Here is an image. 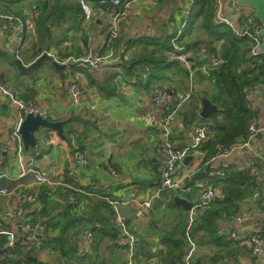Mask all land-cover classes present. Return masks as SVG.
I'll return each instance as SVG.
<instances>
[{"label":"crops","instance_id":"crops-1","mask_svg":"<svg viewBox=\"0 0 264 264\" xmlns=\"http://www.w3.org/2000/svg\"><path fill=\"white\" fill-rule=\"evenodd\" d=\"M130 7L131 18L122 19L120 35L122 39L137 40L142 37L169 39L176 27L185 26L183 16L187 12L186 4L178 0H165L161 3L133 1ZM157 7L159 9L157 16H152ZM235 9L237 8L233 9L228 4L226 11L234 19L237 16ZM162 12L164 14L160 16ZM161 21L164 22L160 25ZM106 24V16L97 15L87 27L81 26L76 32L70 31L65 44L80 46L81 37L86 30L90 44L84 52L87 51L88 54L89 51L104 50L107 38ZM17 35L13 33L7 35L0 27L1 54L6 53L9 57L11 53L17 51L15 49L12 52L14 48L12 43L18 41ZM21 38L22 36H19L18 45ZM132 52L134 51L131 49L129 55H132ZM139 53L141 52L135 51V55ZM79 62L80 64L78 61L60 62L67 67L63 72L62 68L53 64L49 79L41 77L37 82L28 76L29 73L20 72L16 65L14 67L10 64L9 68L0 64V74L7 78L6 81L1 80L16 95L36 101L46 111L43 116L63 123L62 132L66 137L53 129H41L38 132L42 140L40 144L42 154L38 156L42 171L50 173L61 182L67 180L65 172L71 171L74 185L84 191L80 193L78 206L75 207L72 204L74 202L69 203L66 200L74 206L71 212L65 210L64 207L67 205L64 200L53 201L51 197H47L49 198L47 201L40 199L37 204L26 205L22 217L12 223L11 229L16 232L17 240L25 233L28 234L26 243L24 238L20 241L22 255L28 254L30 258H36L42 263L126 264V250L111 241V227H106L95 217L110 214L112 219L115 216V208L110 201L119 200L118 209L127 216L130 229L137 236L138 252L144 249L149 251L148 257L144 259L147 264H163L160 250H163L161 245L164 243V233L173 231L178 224L180 212L187 216V220L190 218V204L199 201L200 190L195 194L190 193L191 196L189 191L167 190L153 201L151 209L155 214L154 219L150 214H140L139 204L156 191L162 178L159 169V150L165 141L161 127L163 108L154 103L153 96L157 90L186 93L197 88L200 92H195L201 95L202 99L212 101L203 94L205 91L209 95L213 94L211 84L200 82L194 76V69L190 78L168 73L164 80L152 82L146 73L140 78L125 76V68L115 63L92 69ZM23 63L26 66L30 65L24 61ZM145 69L147 72L150 71L148 66ZM155 69L160 70V67L157 66ZM203 71L205 72V69ZM42 80H46L47 85ZM74 81L82 82L87 88L88 97L82 105H74L69 97L68 87ZM247 99V107L257 120V127L262 129L250 147L230 157L213 160V156H207L206 148L201 145L198 149L190 151L188 155L190 158L185 160L176 172L178 177L184 178L185 186L190 187L191 183L208 182L214 174L222 175L224 171L233 173L249 169L252 171V167L257 165L254 174L261 182V185H258L261 192L256 191L240 201L241 210L238 213H242L241 220L236 219L237 213L215 217L213 213L205 219L202 218L200 211H196L194 221L196 220L197 229L192 235L195 239L188 237L189 249L185 257V261L188 257L189 260L193 258V264H264V257L252 255L248 244L235 240L224 241L225 235L231 230L250 233L256 226L263 229L264 236V208L261 205V200L264 199V85L258 84L248 89ZM89 103L95 104L96 108L90 109ZM212 103L215 104L213 101ZM53 106L54 112L51 109ZM202 107L203 102L200 104V111ZM218 109L213 112H217ZM18 119L15 105L9 97L0 93V155L10 168L13 167V152L9 134ZM249 124L247 123L246 130L250 132ZM192 127L185 129L181 116L177 113L169 128L170 142L175 147L189 145ZM75 148L84 153L88 160L87 165H82L75 159ZM111 168L116 173H113ZM68 179L72 181L71 177ZM24 184L26 189L40 191L41 187L35 185L31 178L14 181L0 179V186H8L10 189ZM14 205V196L0 197V229H5L10 224L5 218V213ZM91 220L94 223L100 222L101 238L93 246V236L92 242L87 240V234L91 232L89 231L92 227ZM51 222L61 224L63 229L61 235L60 228H49ZM28 223L34 225V231L27 230ZM75 228L81 230L78 240L80 254L79 258L69 259L61 256L54 247L59 244L58 237L71 240V233ZM34 239L35 243L32 244ZM2 249L3 245H0V251ZM141 260L138 258L139 263Z\"/></svg>","mask_w":264,"mask_h":264},{"label":"trees","instance_id":"trees-1","mask_svg":"<svg viewBox=\"0 0 264 264\" xmlns=\"http://www.w3.org/2000/svg\"><path fill=\"white\" fill-rule=\"evenodd\" d=\"M86 1L91 3L93 7L101 5L100 0ZM123 1L126 2V0ZM178 1L182 4H186L187 12L184 13L185 15L183 16L185 26H180V28L176 27L171 38L142 37L137 40H125L119 35L117 38L111 40V48L107 50L114 49L117 51L119 47H125L130 52L132 49L134 52H132V55H129V59H122L117 63V65L125 68L126 71L124 75L140 78L146 73L150 81L158 82L164 80L168 73L178 74L181 77H191L190 71L185 63L171 61L166 54L168 51L174 49L173 42L182 47L187 62L192 64L191 67L194 69V76H196L200 82H209L211 84L213 94L209 95L207 91L203 94L210 97L219 107L217 112H213L208 116L213 119L214 124L211 127L212 132L210 138L201 144L206 148L207 156L215 157L220 153L223 147H230L237 142L244 141L249 136L246 125L254 119V116L247 107V90L258 84H264V53L253 55L251 49L254 41L251 36L244 35L238 37L234 33L233 28L224 23H219L216 20V0H193L191 3L188 0ZM161 2H165V0H159L157 3ZM33 8L39 9L40 14L33 22L25 26L20 41V44H22V42L31 38V42L29 43L30 47L21 49V46L18 45V50L8 57V61L12 66L15 67L14 60L17 58V54L20 55V59L26 64H31L45 54L47 50H52L59 58L57 61L55 57L51 55L50 59H52V61L55 60L60 63L62 62V57L67 58L68 56H73L80 64L79 61L82 62L83 58L96 52L90 51L88 54L87 51L84 52L90 44V38L86 30L83 37H81L82 43L80 46L75 47L71 44H65L70 30L72 28L79 29L81 27V0H0L1 12L15 14L23 18H25L26 13ZM173 13L171 14L172 16ZM244 18V16H241L237 21L239 26L243 25ZM255 21L261 24L257 18H255ZM32 33H34V35H32ZM108 37L109 35H107V39ZM105 50L106 49L101 50L98 53L104 54L103 52ZM135 51L141 53L135 55ZM212 55L221 60L219 65L212 66ZM1 57H3V54L0 53V58ZM210 62L211 65L209 66ZM85 65L87 67L89 66L88 64ZM146 66L150 68L149 72L146 71ZM157 66L160 67V70L155 69ZM204 69L205 72L203 71ZM125 76L124 78H126ZM1 79L7 80L3 74H0V80ZM195 91L200 92L197 88L194 89V92ZM197 92L195 93L201 97ZM200 104L202 105V101L200 102V100L192 94L188 103L179 111L182 125L185 129L194 126L201 117ZM49 119L52 120V118ZM62 135L66 137L64 132H62ZM201 145H199V147ZM199 147L191 149L195 150ZM35 154L38 158L42 153L38 152ZM254 173L255 172H252L250 169L233 173L224 171L222 175L214 174L208 182L201 181L200 185H198L199 183H191L190 187L186 185V188H189V190L179 189L177 191H189V194H195L197 190L201 192L207 187H212L213 189L218 188L220 195L211 202L208 208L200 211L202 218L206 219L213 213L215 214L213 217L221 214L232 215L241 210L240 201H242L244 197L252 195L256 191L261 192V188L258 186L261 185V182L258 181L257 175ZM65 182H67V180H65ZM24 186L25 184L16 186L12 189L16 191L19 188H24ZM40 187L39 192L31 188L24 189L32 193H37L39 202L40 199L47 201L49 199L47 197H51L53 201L55 199L59 202L60 200H64V203L67 205L64 208L70 212L72 211L71 208L79 205L81 199L80 193L73 192L69 187L58 186L52 193H49L51 190L47 186L43 185ZM79 189L82 190L81 188ZM72 195L77 198L76 201L70 199ZM66 200L69 203L74 202L75 204L72 203L74 206L66 202ZM57 205L60 204L57 203ZM95 217L106 227H111V241L119 246L118 240L122 235V231L119 225L114 221L115 216L112 219L110 214ZM100 222L94 223L92 220L90 222L92 227L89 231L93 234L92 246L100 241ZM195 223L196 220L189 226V219L187 220V216L183 212H180L178 224L173 231L164 233L163 244L166 247L160 250L163 264H186L185 257L189 249L188 237L190 236L192 239H195V236L192 237L193 231L197 229ZM27 225H30L34 229L32 223H28ZM48 226L50 229L60 228L61 235L63 229L60 223L52 224L51 222ZM80 232L81 230L79 228H75L73 233H71V240L62 236L58 237L59 244L54 247V250L59 252L61 256H66L69 259L79 258L80 246L78 240L80 238ZM5 240V235L0 234L1 246L5 243ZM224 241L231 242L232 240H227L225 235ZM22 254L21 247L18 245L9 253L2 254L0 257V264H48L42 263L36 258H30L28 254ZM148 255L149 251L147 249L138 252L136 248V264L141 263L138 262V258L142 259L141 261H145ZM62 264H68V262ZM189 264H193V258H190Z\"/></svg>","mask_w":264,"mask_h":264},{"label":"built area","instance_id":"built-area-1","mask_svg":"<svg viewBox=\"0 0 264 264\" xmlns=\"http://www.w3.org/2000/svg\"><path fill=\"white\" fill-rule=\"evenodd\" d=\"M133 1L156 3L159 0H126V2H124L123 0H100L101 5L94 7L88 1L81 0V26L83 28L87 27L97 15L104 14L107 18L106 31L107 35H109L106 43V50L103 52L104 54H99L98 52H100V50H97L95 53L89 54L88 56L83 58L82 63L88 64V67L92 69H97L101 65L111 63L114 64L120 62L122 59L129 58V51L125 47H119L117 51H115L114 49H107L111 48V40L113 38H117L121 34L119 21L122 19H127L132 15L130 5ZM188 1L191 3L193 0ZM229 1L230 0H216V20L219 23H224L233 28L234 33L238 37L244 35L251 36L254 41L251 49L253 55L264 53V50L261 49L262 25L255 21L252 9H241L243 11L240 13L238 12L236 14V18L234 19L230 15L226 14ZM39 14L40 11L37 8L31 9L30 12L26 14L25 18L21 16H18V18L12 14L3 13L0 11L1 30L7 33V35H11L12 33L15 35L19 33L22 34L24 32L25 25L33 22V20H35L39 16ZM241 16H244L245 18L243 20V25L239 26V23L237 21ZM173 45L174 49L166 53L168 59L171 61H180L185 63L188 70L190 71V76H192L193 69L191 67V64L186 60L187 58L185 53L183 52V48L178 46L175 42H173ZM46 53L54 56L57 61L59 60V58L53 53V51L48 50L46 51ZM61 61L66 63L75 62L77 60L70 56L65 59H61ZM211 62L212 66H217L221 63V60L218 57L212 55ZM211 62L209 66L211 65ZM0 93L10 98L12 103L17 108L19 117L18 121L14 122L13 130H11L9 134V140L11 141V150L13 152V167L10 168L8 165H6L4 157L0 155V179L5 178L10 181H14L17 179L31 178L35 185L47 186L51 190L49 193H52V191H54V189H56L58 186L69 187V189H71L73 192L81 193L82 190L75 187L73 185L74 182H61L50 175V173L43 172L36 154L30 151H26L24 148L23 140L19 132L21 121L26 115L30 113L43 115L42 111L44 110L41 108V106L35 101L18 97L15 92L12 91L1 80ZM192 94H194L200 100V102L202 101V98L199 97L192 89H190L186 93L168 91L165 89L157 90L153 96L154 103L163 108L161 127L164 131L165 141L160 146L159 150V169L162 178L161 183L156 191L148 199L139 204L141 215H149V210L153 205V201L167 190H189V188H186L185 186L184 178L178 177L176 175L177 169L184 163V159L189 154L191 148H197L199 145L210 138L212 132L211 127L214 124V121L213 119L208 117L205 120L196 122L192 127L193 129L191 130V143L188 146L182 148H176L170 143V133L168 127L173 122L177 113H179V111L182 109L183 105L188 103ZM69 97L74 105H82L88 97L87 88L83 83L74 81L69 85ZM89 107L90 109H95L96 105L89 103ZM249 130V136L244 141L237 142L230 147H223L220 153L212 159L214 160L219 157H230L236 152L242 151L245 148H249L253 139L262 129L257 127V120L252 119L249 124ZM74 155L75 159L79 163H81L82 165H87L88 160L84 153H82L79 149L75 148ZM257 168V166H253L252 172H256ZM111 171L113 173H116L113 168H111ZM65 174L68 177H71L72 180H74L71 171H66ZM198 185H200V183ZM219 195V191L217 189H213L212 187L204 188L200 192L199 201L193 204L190 208L191 212L189 218V226H191L194 222L196 211H202L208 208L211 202ZM13 196L15 205L12 209L7 210L5 213V218L8 222H10V224L7 225V228L0 229V234H4L6 237L3 248L7 250L13 249V246L15 245L17 240L16 232L11 229L12 223H14L16 219L22 217L26 205H34L39 203L37 193H32L25 189H17L15 191L12 188L10 189L8 186H0V197L12 198ZM70 199L72 201L77 200V198L73 195L70 197ZM110 204H112L115 208L114 221L119 225L122 231V235L118 240V244L120 247L126 250V264H136L135 253L137 248V236L131 231L127 216L119 211V200H111ZM261 205L264 207V199L263 202H261ZM241 217L242 213L236 214V219L241 220ZM27 228L28 231H34V229L30 225H27ZM92 236V232H88L87 240L89 242H92ZM226 239L240 241L243 244H248L252 255L256 257H264V236L262 234V229L258 226L254 227L250 233H247L243 230H231L226 235ZM161 247L165 248L166 246L162 244ZM141 263L146 262L141 261ZM186 264H189V257L186 260Z\"/></svg>","mask_w":264,"mask_h":264},{"label":"water","instance_id":"water-1","mask_svg":"<svg viewBox=\"0 0 264 264\" xmlns=\"http://www.w3.org/2000/svg\"><path fill=\"white\" fill-rule=\"evenodd\" d=\"M228 4L231 8L252 9L253 16L257 18L261 22V25H262L261 49L264 50V0H230ZM50 57H51L50 54L45 53L41 57L36 59L33 63L26 66L24 65L20 57L17 56V58L15 59V64L20 72L31 73L33 71V68L38 63H40L44 58H50ZM54 64H56L58 67L62 69L66 67L65 64H61L55 60H54ZM202 102H203V107L200 111L201 118H207L210 115V113L218 109L217 105L213 104L212 101H210L207 98H203ZM62 125H63L62 121L51 120L45 116H42L41 114L30 113L26 115L24 119L21 121L20 129H19L25 150L26 151L30 150L34 153H38L39 146L41 144V140L38 136V132L41 129H53V130H56L58 133L62 134ZM189 158L190 156H187L184 159V163H185V160ZM181 203L184 204L183 202ZM192 205L193 204H190V208ZM149 214L152 216L153 219L155 218V214L152 209L149 210ZM27 235L28 234L25 233V235L21 237V238H24L25 243L28 241V238L26 237ZM21 238L16 241L14 247L20 245ZM31 243L34 244L35 239ZM4 253H9V250L7 251V249H2L0 251V256Z\"/></svg>","mask_w":264,"mask_h":264},{"label":"rangeland","instance_id":"rangeland-1","mask_svg":"<svg viewBox=\"0 0 264 264\" xmlns=\"http://www.w3.org/2000/svg\"><path fill=\"white\" fill-rule=\"evenodd\" d=\"M234 9V8H233ZM157 11H159V9H158V7L153 11V13H152V16H154V15H156L157 16ZM243 10H241L240 8H237V9H235V13L237 14L238 12L240 13V12H242ZM29 12H30V10H29ZM28 12V13H29ZM28 13H26V14H28ZM163 14H164V12H162V14H160V16H163ZM132 16V15H131ZM131 16L130 17H128L127 19H130L131 18ZM122 21L123 20H120L119 21V27L121 28V24H122ZM164 21H161L159 24L161 25L162 23H163ZM145 25V24H144ZM33 26V25H32ZM70 31H72V32H76V31H78V29H71ZM21 33H19L18 35H17V37H18V41H15V42H13L12 43V45H13V47L14 48H12V52H14V50L16 49V50H18V43H19V36L21 37ZM32 35H34V33H32ZM121 35V34H120ZM31 42V38H29V39H27L25 42H22V44H20V46H21V49H26L27 47L29 48L30 47V43ZM106 43H107V38H106ZM104 48L106 49V44H105V46H104ZM103 48V49H104ZM88 49V48H87ZM48 51V50H47ZM52 51V50H51ZM90 52V51H89ZM1 53V52H0ZM46 53V52H45ZM11 54H13V53H11ZM3 56H5V57H1L0 58V64H4L6 67H11L10 66V63L8 64V56H7V54L6 53H4L3 54ZM20 57V55H16V57ZM129 59V58H128ZM14 63H15V60H14ZM71 63H73V62H71ZM53 64H54V60L52 61V59H50V58H44L43 60H42V62H40V63H38L34 68H33V71H32V73H29V77L30 78H34V81L35 82H37V80L39 79V78H41V77H47L48 79H49V76H50V74H51V69H53ZM16 65V64H15ZM115 65H117V63H115ZM55 66L56 67H58L56 64H55ZM67 68V67H66ZM66 69H63L62 70V72L63 71H65ZM48 79H46V80H48ZM46 80H42V81H44V84H46L47 85V83H46ZM134 81V80H133ZM9 83H10V81H9ZM68 94H69V87H68ZM36 102V101H35ZM53 108H54V106L53 107H51V109H52V112H54L53 111ZM43 113H45L46 111H42ZM42 115V114H41ZM45 115V114H44ZM43 116V115H42ZM46 117V116H45ZM48 118V117H47ZM206 118H199V120L197 121V122H199V121H201V120H205ZM171 125V124H170ZM169 128H170V126L168 127V130H169ZM193 128H191V130H192ZM250 133V132H249ZM62 135V134H61ZM170 141V140H169ZM41 142H42V140H41ZM171 143V142H170ZM172 144V143H171ZM72 145V144H71ZM162 145V144H161ZM160 145V146H161ZM173 145V144H172ZM174 146V145H173ZM188 146V145H187ZM72 147H73V145H72ZM175 147V146H174ZM186 147V146H185ZM199 147V146H198ZM25 148V147H24ZM176 148H182V147H176ZM191 150H193V149H191ZM190 150V151H191ZM30 151V150H29ZM30 152H32V151H30ZM39 152H40V146H39ZM34 153V152H33ZM74 153H75V150H74ZM190 153V152H189ZM35 154V153H34ZM189 155V154H188ZM187 155V156H188ZM186 156V157H187ZM185 157V158H186ZM257 166V165H256ZM44 172V171H43ZM66 175V174H65ZM67 181H69L70 182V180L68 179V176H67ZM71 182H74V180H72ZM261 202H263V200H261ZM263 207V206H262ZM264 208V207H263ZM259 227V226H258ZM261 228V227H260ZM262 229V228H261ZM263 230V229H262ZM263 234V233H262ZM141 264H146V263H141Z\"/></svg>","mask_w":264,"mask_h":264}]
</instances>
